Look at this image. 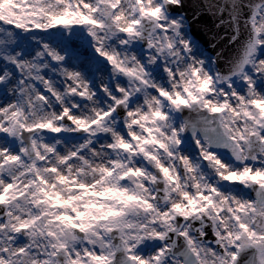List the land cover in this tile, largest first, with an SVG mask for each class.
<instances>
[{
  "label": "snow or ice",
  "instance_id": "obj_1",
  "mask_svg": "<svg viewBox=\"0 0 264 264\" xmlns=\"http://www.w3.org/2000/svg\"><path fill=\"white\" fill-rule=\"evenodd\" d=\"M0 264H264V0H0Z\"/></svg>",
  "mask_w": 264,
  "mask_h": 264
}]
</instances>
